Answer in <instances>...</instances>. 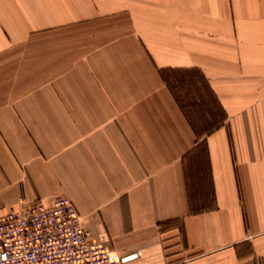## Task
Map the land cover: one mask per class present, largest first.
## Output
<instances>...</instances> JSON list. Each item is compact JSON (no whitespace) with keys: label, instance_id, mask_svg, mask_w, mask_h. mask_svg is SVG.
Listing matches in <instances>:
<instances>
[{"label":"crops","instance_id":"crops-1","mask_svg":"<svg viewBox=\"0 0 264 264\" xmlns=\"http://www.w3.org/2000/svg\"><path fill=\"white\" fill-rule=\"evenodd\" d=\"M59 197L119 264H264V0H0V213Z\"/></svg>","mask_w":264,"mask_h":264},{"label":"built area","instance_id":"built-area-1","mask_svg":"<svg viewBox=\"0 0 264 264\" xmlns=\"http://www.w3.org/2000/svg\"><path fill=\"white\" fill-rule=\"evenodd\" d=\"M103 239H92L73 203H24L0 213V264H119Z\"/></svg>","mask_w":264,"mask_h":264}]
</instances>
